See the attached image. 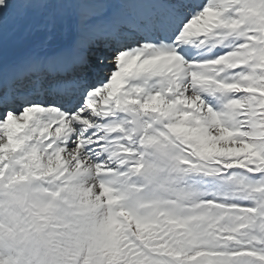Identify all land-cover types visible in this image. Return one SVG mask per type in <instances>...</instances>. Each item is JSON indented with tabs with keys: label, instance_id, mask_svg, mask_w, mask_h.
Listing matches in <instances>:
<instances>
[{
	"label": "snow or ice",
	"instance_id": "6c2138e0",
	"mask_svg": "<svg viewBox=\"0 0 264 264\" xmlns=\"http://www.w3.org/2000/svg\"><path fill=\"white\" fill-rule=\"evenodd\" d=\"M0 264H264V0H0Z\"/></svg>",
	"mask_w": 264,
	"mask_h": 264
}]
</instances>
